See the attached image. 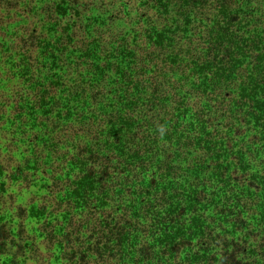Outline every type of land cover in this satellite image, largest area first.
Here are the masks:
<instances>
[{
    "label": "trees",
    "instance_id": "obj_1",
    "mask_svg": "<svg viewBox=\"0 0 264 264\" xmlns=\"http://www.w3.org/2000/svg\"><path fill=\"white\" fill-rule=\"evenodd\" d=\"M0 88V264H264V0H0Z\"/></svg>",
    "mask_w": 264,
    "mask_h": 264
},
{
    "label": "rangeland",
    "instance_id": "obj_2",
    "mask_svg": "<svg viewBox=\"0 0 264 264\" xmlns=\"http://www.w3.org/2000/svg\"><path fill=\"white\" fill-rule=\"evenodd\" d=\"M0 99H1V102H3V103L8 101V90L2 91V88H0ZM4 117H8L7 111L4 114ZM7 125H9V124L7 123L6 126ZM17 192L20 194L22 191L20 189V190H17ZM28 193L31 197H34L36 199L40 197V196H37L40 194L37 193L35 190L29 189ZM28 193H27V195H28ZM27 198H28V196H27ZM24 200H25V198L24 199H20V198L17 199V201H24ZM13 205H15V203ZM27 223H28L27 228L32 229V231H33L32 233L36 235L37 234L36 231L39 228V225L33 219H28ZM40 241H41V239H39L38 242H40ZM45 245L46 244H42V247H44ZM42 253L44 254V258H42V259L40 258V259H38L34 262H30L28 264H63V261L60 260L59 248L54 246L48 251L42 249Z\"/></svg>",
    "mask_w": 264,
    "mask_h": 264
}]
</instances>
